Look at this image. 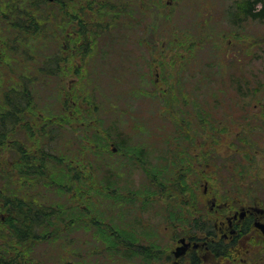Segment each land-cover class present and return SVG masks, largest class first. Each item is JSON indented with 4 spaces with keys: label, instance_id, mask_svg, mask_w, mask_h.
Returning <instances> with one entry per match:
<instances>
[{
    "label": "rangeland",
    "instance_id": "374dc122",
    "mask_svg": "<svg viewBox=\"0 0 264 264\" xmlns=\"http://www.w3.org/2000/svg\"><path fill=\"white\" fill-rule=\"evenodd\" d=\"M244 1L109 0L112 17L74 0L81 22L53 16L33 55L0 63V79L33 98L22 146H51L52 175L66 184L31 187L55 209L23 251L34 262L157 264L176 183L198 181L199 193L195 171L214 185L217 166L228 181L264 183V12ZM43 121L52 141L28 134ZM69 166L80 180L65 178Z\"/></svg>",
    "mask_w": 264,
    "mask_h": 264
},
{
    "label": "trees",
    "instance_id": "16d2710c",
    "mask_svg": "<svg viewBox=\"0 0 264 264\" xmlns=\"http://www.w3.org/2000/svg\"><path fill=\"white\" fill-rule=\"evenodd\" d=\"M79 1L86 2L92 12L101 6H106L109 13L113 14L112 17L116 16L113 12L117 6L116 2L110 3L109 0ZM259 1L262 2L263 9L252 13ZM243 4L245 10L251 15L258 16L264 12V0H247ZM74 5V0H0V19L5 28V35L1 36L3 39L0 38V63L7 62L15 54L22 57L33 55L30 50L31 43L41 38V33L46 34L53 16L59 15L61 22L68 25L72 24L74 18L81 22L79 12L82 6L77 9ZM71 8L74 10L71 11ZM107 26L105 25L103 29ZM85 44L88 43L85 41ZM14 47H22V50L19 51V48L15 50ZM49 69L48 72L57 71L55 66ZM9 80L7 78L5 81H0V237L9 235L10 243L7 245L2 242L3 245H0V264H40L34 262L28 253L23 251L31 241L38 239L37 228L50 224L55 209L39 205V198L31 187L37 183L45 188L54 184L61 187L66 184L64 180H56L52 175L48 164L54 160L51 146L41 145L39 141L32 144H35V148H31L30 151L22 146L21 130L18 126L25 115L30 119L28 113L31 109L33 110V98L27 84L9 82ZM26 122L29 123V120ZM53 131L54 129L46 127L43 121L40 129H33V131L31 129L28 134L31 136L39 133L37 138L45 137L46 141L47 139L52 141L55 139ZM4 150H10L11 154L8 157L3 156ZM70 168L73 174H65V178L80 180V171L73 172V169L77 167L69 166ZM17 247L19 249L15 251Z\"/></svg>",
    "mask_w": 264,
    "mask_h": 264
},
{
    "label": "flooded vegetation",
    "instance_id": "af4514ba",
    "mask_svg": "<svg viewBox=\"0 0 264 264\" xmlns=\"http://www.w3.org/2000/svg\"><path fill=\"white\" fill-rule=\"evenodd\" d=\"M210 170L218 175L214 185L201 169L194 173L199 193L198 181L179 178V197L166 208L167 246L151 257L157 264H264V183L228 181L220 167Z\"/></svg>",
    "mask_w": 264,
    "mask_h": 264
},
{
    "label": "water",
    "instance_id": "95a60500",
    "mask_svg": "<svg viewBox=\"0 0 264 264\" xmlns=\"http://www.w3.org/2000/svg\"><path fill=\"white\" fill-rule=\"evenodd\" d=\"M49 1H52V0H49Z\"/></svg>",
    "mask_w": 264,
    "mask_h": 264
}]
</instances>
